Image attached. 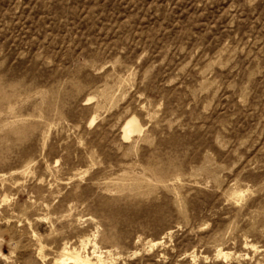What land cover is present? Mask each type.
I'll return each mask as SVG.
<instances>
[{
	"label": "rangeland",
	"instance_id": "1",
	"mask_svg": "<svg viewBox=\"0 0 264 264\" xmlns=\"http://www.w3.org/2000/svg\"><path fill=\"white\" fill-rule=\"evenodd\" d=\"M81 240L264 264V0H0V264Z\"/></svg>",
	"mask_w": 264,
	"mask_h": 264
},
{
	"label": "bare ground",
	"instance_id": "2",
	"mask_svg": "<svg viewBox=\"0 0 264 264\" xmlns=\"http://www.w3.org/2000/svg\"><path fill=\"white\" fill-rule=\"evenodd\" d=\"M95 120V119H94ZM92 121V120H91ZM144 127L139 123L135 116L130 117L124 124L123 133L126 140L131 139L134 135L141 134ZM124 139V140H125ZM125 140V141H126ZM156 245V244H155ZM88 246L87 240H81L78 245L70 243L68 241L64 242L60 248L59 254L56 259L53 260L52 264H105L103 260H92L89 256H84L81 252L82 248ZM223 257L227 258V253H220ZM246 256V255H245Z\"/></svg>",
	"mask_w": 264,
	"mask_h": 264
}]
</instances>
